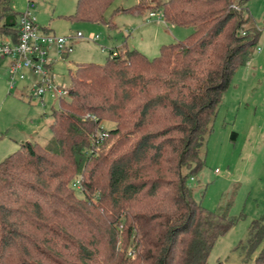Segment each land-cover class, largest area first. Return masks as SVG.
I'll return each mask as SVG.
<instances>
[{"label": "trees", "instance_id": "1", "mask_svg": "<svg viewBox=\"0 0 264 264\" xmlns=\"http://www.w3.org/2000/svg\"><path fill=\"white\" fill-rule=\"evenodd\" d=\"M112 2L75 0L63 17L103 22ZM231 2L163 0L162 20L189 29L183 40L150 58L122 44L102 64L75 66L50 109L47 145L21 142L0 161V264H205L236 219L228 204L203 208L186 181L203 167L220 96L258 36ZM153 7L137 0L122 11ZM8 15L0 0V36L16 41ZM240 246L264 264V213Z\"/></svg>", "mask_w": 264, "mask_h": 264}, {"label": "rangeland", "instance_id": "2", "mask_svg": "<svg viewBox=\"0 0 264 264\" xmlns=\"http://www.w3.org/2000/svg\"><path fill=\"white\" fill-rule=\"evenodd\" d=\"M146 1L154 7L135 15L121 9L137 0H113L99 23L63 17L73 13L75 0H10V7L16 16L32 3L28 10L37 25H48L58 36L76 31L83 35L66 56L54 59L51 65L54 83L68 87L78 63L102 64L108 49L119 47L124 40L127 47L145 49L150 58L157 55L160 43L181 41L188 35L187 28L161 22L158 6L163 0ZM232 1L230 7L236 10L235 2H241L243 16L251 18L249 24L256 28L258 36L249 60L236 68L220 96L212 131L203 147V167L186 181L192 198L203 208L215 211L228 204L227 214L236 219L215 238L205 264H255L256 250L245 257L240 245L245 242L250 222L264 213V0ZM148 12H154L155 17L146 19ZM155 29V39L160 43L151 47ZM93 34H98L99 39L88 41ZM146 43L150 44L145 46ZM5 84L7 98L0 99V161L24 141L46 146L50 140V109L58 103L49 93L42 96L41 103L28 99L19 83L8 93L7 81ZM17 95L23 99H16ZM101 125L109 128L113 123L102 121Z\"/></svg>", "mask_w": 264, "mask_h": 264}, {"label": "built area", "instance_id": "3", "mask_svg": "<svg viewBox=\"0 0 264 264\" xmlns=\"http://www.w3.org/2000/svg\"><path fill=\"white\" fill-rule=\"evenodd\" d=\"M28 6H32L28 4ZM155 13L148 12V17ZM17 28L16 41L7 37L0 40V58H6L7 65V87L9 90L16 88L19 83L25 88L28 99H36L42 102L45 93L57 101L67 96V86L54 83L52 63L54 59L60 58L71 51L73 40L83 38L76 31L73 35L58 36L43 32L35 22V18L26 8L18 13L15 19ZM96 35L88 38L93 40ZM114 54V52H113ZM26 83L25 86H21ZM79 188L78 181L73 183Z\"/></svg>", "mask_w": 264, "mask_h": 264}, {"label": "crops", "instance_id": "4", "mask_svg": "<svg viewBox=\"0 0 264 264\" xmlns=\"http://www.w3.org/2000/svg\"><path fill=\"white\" fill-rule=\"evenodd\" d=\"M151 1H154V0H151ZM9 5H10V0H9ZM28 7H31V6H28V5H27V9H28ZM28 11H29V10H28ZM121 11H122V9H121ZM29 12H30V11H29ZM16 16H17V15H16ZM16 16H15V15L13 16L14 21H15V19H16ZM63 16H64V15H63ZM152 17H155V14H154ZM152 17H150V18H152ZM150 18L148 17V13H147L146 19H150ZM161 22H162L164 25H166V26L168 25V24H166L163 20H162ZM14 24H15V23H14ZM14 24H13V25H14ZM37 26H38L39 29H40L41 31H43V32H47V33L55 34V33L53 32V30H52L51 28H49L48 25H47V26H39V25H37ZM137 29H138V27L136 28V30H137ZM157 34H158V32H157V30L155 29L154 32H153V34H152V39H151V43H152V44H150V43H146L145 46H146L147 44H150L151 47H154L155 44H156V45L159 44L160 41L157 40V39H155V37H156ZM71 35H73V34H71ZM93 35H96V38L93 39V40L88 39V41L95 42L96 40L99 39V35H98V34H93ZM93 35H92V36H93ZM3 37H4V36H0V40H2ZM80 39H81V38H80ZM76 40H78V39L73 40L72 46H73V44H74V42H75ZM122 44L125 45V46L127 47V45H126V43H125V40L123 41ZM161 44H163V43H160L159 46H160ZM134 45H135V44H134ZM135 46L137 47V49L134 48V47H127V48H133V49H135V50L141 52V53L144 54L145 56H147V54H146L147 51H146L145 49H143V48H141V47H138L137 45H135ZM116 48H117V47L109 48L108 51H107V55H108V53H109L110 50H111V51H114ZM138 49H139V50H138ZM68 53H69V52H68ZM68 53H67V54H68ZM67 54L63 55V57L66 56ZM7 65H8L7 59H6V58H0V99H5V98H7L6 93H5V89H6V84H5V83H6V75H7ZM7 90H8V93H9L10 90L8 89V87H7ZM15 98L18 99V100L23 99L22 97H19L18 95L15 96ZM19 98H20V99H19Z\"/></svg>", "mask_w": 264, "mask_h": 264}, {"label": "water", "instance_id": "5", "mask_svg": "<svg viewBox=\"0 0 264 264\" xmlns=\"http://www.w3.org/2000/svg\"><path fill=\"white\" fill-rule=\"evenodd\" d=\"M4 24L6 25H13L14 24V18L12 15H8L6 17H4Z\"/></svg>", "mask_w": 264, "mask_h": 264}]
</instances>
